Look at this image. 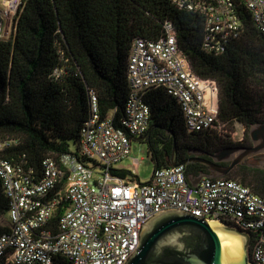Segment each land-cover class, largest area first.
Returning <instances> with one entry per match:
<instances>
[{
    "label": "built area",
    "instance_id": "2783aa9c",
    "mask_svg": "<svg viewBox=\"0 0 264 264\" xmlns=\"http://www.w3.org/2000/svg\"><path fill=\"white\" fill-rule=\"evenodd\" d=\"M0 1L1 32L22 0ZM172 1L204 16L203 46L215 54L224 52L243 28L235 0ZM240 1L264 33V0ZM164 31L159 40L139 37L131 44L129 88L118 124L114 111L102 116L97 95L90 91L89 117L76 151L46 156L40 170L25 168L4 155L18 139L0 140V177L9 200L8 211L0 214V264H125L139 245L144 223L170 209L251 232V264H264V197L243 182L203 177L193 186L185 164L155 168L151 180L142 182L134 170L139 159L133 160L129 177L114 172L132 152V138L150 129L149 90L163 87L177 99L187 132L223 131L217 82L192 69L173 22L167 20ZM64 70L56 68L55 79ZM62 203L67 206L54 226Z\"/></svg>",
    "mask_w": 264,
    "mask_h": 264
},
{
    "label": "trees",
    "instance_id": "16d2710c",
    "mask_svg": "<svg viewBox=\"0 0 264 264\" xmlns=\"http://www.w3.org/2000/svg\"><path fill=\"white\" fill-rule=\"evenodd\" d=\"M235 3L243 28L224 52L215 54L203 46L204 16L179 9L172 0H22L11 36L0 32V140L18 139L4 151L5 157L40 170L46 156L70 152L71 143L78 146L89 117L90 91L97 95L102 116L114 111L118 124L129 88L131 44L139 37L161 39L167 20L174 23L178 45L192 69L217 82L219 120L229 128L240 123L246 133L237 143L213 130L189 133L177 99L163 87L149 90L145 100L151 121L143 139L155 168L169 167L174 141L180 161L190 156L192 147L215 152L225 146L251 145L250 125L264 122V33L248 8L240 0ZM58 67L65 70L55 79ZM209 170L196 161L185 169L188 176ZM114 172L121 177L131 174L129 169ZM226 177L264 197L263 169L243 163ZM1 180L0 214L9 209ZM66 206L60 204L54 226Z\"/></svg>",
    "mask_w": 264,
    "mask_h": 264
},
{
    "label": "water",
    "instance_id": "95a60500",
    "mask_svg": "<svg viewBox=\"0 0 264 264\" xmlns=\"http://www.w3.org/2000/svg\"><path fill=\"white\" fill-rule=\"evenodd\" d=\"M251 145L225 146L215 152L192 147L190 156L177 158V143L168 159L169 166L200 162L209 172L189 175L193 186L203 177L228 175L235 167L246 164L264 170V122L249 127ZM143 138V136H141ZM209 157H205L204 155ZM257 162L249 161L259 156ZM220 233L240 241V250L231 254L225 248ZM251 232L223 221L210 222L203 217L179 209L162 211L144 223L139 245L125 264H251Z\"/></svg>",
    "mask_w": 264,
    "mask_h": 264
},
{
    "label": "rangeland",
    "instance_id": "374dc122",
    "mask_svg": "<svg viewBox=\"0 0 264 264\" xmlns=\"http://www.w3.org/2000/svg\"><path fill=\"white\" fill-rule=\"evenodd\" d=\"M2 2L0 1V5ZM13 21L14 19L11 18V16H7V18L4 21L3 29L1 30V36L8 38L11 36L13 31ZM225 137H228V139H231L233 142H239L241 139L244 138L246 133V128L244 125L240 123H235L231 128L227 126H223V131L221 132ZM233 133V136L231 135ZM249 133V130H248ZM77 145L74 143H71V151H76ZM148 142L144 140L141 137L132 138V152H130V155L128 156V162L132 165V168H134L133 160L139 159L140 163L139 165L134 168L135 173L137 177L142 182H149L152 178V174L155 169L154 162L148 157ZM261 159L260 155L255 156L251 158L249 161L251 162H257ZM5 219L7 221H10L9 216L5 214Z\"/></svg>",
    "mask_w": 264,
    "mask_h": 264
},
{
    "label": "bare ground",
    "instance_id": "6f19581e",
    "mask_svg": "<svg viewBox=\"0 0 264 264\" xmlns=\"http://www.w3.org/2000/svg\"><path fill=\"white\" fill-rule=\"evenodd\" d=\"M219 235L223 240L225 248H230V250H228L229 253L237 254L238 250H240V241L225 235V233H220Z\"/></svg>",
    "mask_w": 264,
    "mask_h": 264
},
{
    "label": "crops",
    "instance_id": "0c3cea01",
    "mask_svg": "<svg viewBox=\"0 0 264 264\" xmlns=\"http://www.w3.org/2000/svg\"><path fill=\"white\" fill-rule=\"evenodd\" d=\"M128 157H126L119 165H118V167H116L117 169H129V170H132V163L130 164L129 162H128ZM127 177H129V175L127 176Z\"/></svg>",
    "mask_w": 264,
    "mask_h": 264
},
{
    "label": "flooded vegetation",
    "instance_id": "af4514ba",
    "mask_svg": "<svg viewBox=\"0 0 264 264\" xmlns=\"http://www.w3.org/2000/svg\"><path fill=\"white\" fill-rule=\"evenodd\" d=\"M144 137V136H143ZM241 145H244V144H241ZM205 157H209L207 154L206 155H204Z\"/></svg>",
    "mask_w": 264,
    "mask_h": 264
}]
</instances>
